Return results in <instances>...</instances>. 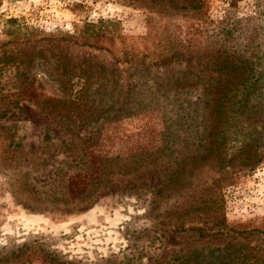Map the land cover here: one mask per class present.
<instances>
[{
    "label": "rangeland",
    "instance_id": "rangeland-1",
    "mask_svg": "<svg viewBox=\"0 0 264 264\" xmlns=\"http://www.w3.org/2000/svg\"><path fill=\"white\" fill-rule=\"evenodd\" d=\"M183 1L0 0V264H164L264 227V145L243 136H263L264 98L212 145L197 99L222 77L207 33L255 0ZM201 188L225 234L164 216Z\"/></svg>",
    "mask_w": 264,
    "mask_h": 264
},
{
    "label": "trees",
    "instance_id": "trees-1",
    "mask_svg": "<svg viewBox=\"0 0 264 264\" xmlns=\"http://www.w3.org/2000/svg\"><path fill=\"white\" fill-rule=\"evenodd\" d=\"M193 4L194 0H185L172 7L187 9L194 6ZM213 27L206 37H213L210 40L217 53L215 70L221 72L222 77L217 78L209 86L204 81L200 82L202 85L199 90L202 94L197 96L198 100L204 99V103L210 107L208 112H204L203 119L212 123L211 130L214 129L208 130L205 134L207 142L211 145L217 138L224 139L220 130H216V123L220 119L221 121L227 119L228 111L239 118L244 110L248 111L249 99L264 98V0H255L253 15L240 18L229 15L228 18L219 20ZM99 28L92 23L83 26V30L88 32L87 36L93 35V38L104 35V31ZM261 135L263 136L252 132V129L245 130L243 136L249 141L245 145H249L248 147L253 150L264 145V131ZM207 191L208 188H201L196 194L189 193L173 201L164 216L174 219L172 224L174 230H182L185 221L201 219L204 223L211 222V226L215 227L213 230L215 234H225L222 230L223 219L220 216L221 205H218L216 199L210 197ZM196 230L198 237L204 236V227H196ZM235 232L245 234L240 240L228 239L222 245L180 249L177 254L167 257L164 264H264V240H261L263 238H248L255 233L264 234V227L259 230ZM254 239L257 242L251 243Z\"/></svg>",
    "mask_w": 264,
    "mask_h": 264
}]
</instances>
